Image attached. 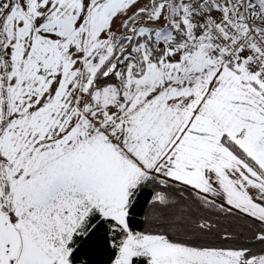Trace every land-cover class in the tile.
Returning a JSON list of instances; mask_svg holds the SVG:
<instances>
[{
    "label": "snow or ice",
    "instance_id": "snow-or-ice-1",
    "mask_svg": "<svg viewBox=\"0 0 264 264\" xmlns=\"http://www.w3.org/2000/svg\"><path fill=\"white\" fill-rule=\"evenodd\" d=\"M0 264H264V0H0Z\"/></svg>",
    "mask_w": 264,
    "mask_h": 264
}]
</instances>
